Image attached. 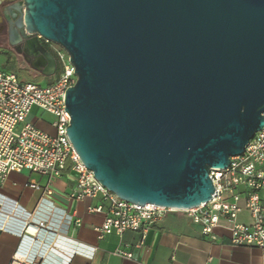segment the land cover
<instances>
[{"label": "water", "instance_id": "water-1", "mask_svg": "<svg viewBox=\"0 0 264 264\" xmlns=\"http://www.w3.org/2000/svg\"><path fill=\"white\" fill-rule=\"evenodd\" d=\"M10 44L54 77L61 45L78 75L67 134L121 199L197 207L264 129V0H19Z\"/></svg>", "mask_w": 264, "mask_h": 264}, {"label": "built area", "instance_id": "built-area-1", "mask_svg": "<svg viewBox=\"0 0 264 264\" xmlns=\"http://www.w3.org/2000/svg\"><path fill=\"white\" fill-rule=\"evenodd\" d=\"M57 60L56 79L46 86L23 82L14 72L0 68V185L11 172L31 171L35 174L58 178L68 161L77 176L71 197L76 200L99 199L89 211L104 215L101 226L96 228L99 239L112 234L122 236L127 231H140L142 242L149 230L170 215H184L198 225L204 237L213 238L216 228L227 222L231 241L235 246H247L261 251L264 264V129L256 133L241 155L231 157L226 169H211L214 185L212 199L197 207L178 209L145 204L141 206L121 199L102 185L87 168L70 141L67 128L71 117L65 111V93L78 80L69 53L59 44L41 39ZM34 109L54 116L50 123L53 132L38 127L30 117ZM29 186L40 190L37 178ZM48 194L50 190L46 189ZM246 210L251 223L239 222V215ZM72 217H68V223ZM80 225V221H76ZM4 224L0 222V230ZM44 229L43 226L39 230ZM24 242L29 234L20 233ZM122 256L133 258V253ZM10 264H42L30 259L25 247L18 249Z\"/></svg>", "mask_w": 264, "mask_h": 264}, {"label": "crops", "instance_id": "crops-1", "mask_svg": "<svg viewBox=\"0 0 264 264\" xmlns=\"http://www.w3.org/2000/svg\"><path fill=\"white\" fill-rule=\"evenodd\" d=\"M55 79L56 75L51 81ZM44 116L54 120L52 114L39 109H34L30 120L52 132ZM32 178H37L40 190L29 186ZM76 183L70 161L58 178L28 170L8 175L0 185V222L4 224L0 230V264H10L22 246L30 259H40L42 264H263L259 249L232 244L225 220L213 238L204 237L200 227L184 215L174 214L152 227L143 243L140 231L99 239L96 228L105 217L89 208L100 200L72 198ZM238 220L245 224L252 221L246 210ZM41 226L44 229L39 230ZM23 231L29 234L27 242L20 236ZM121 251L133 253V258L122 256Z\"/></svg>", "mask_w": 264, "mask_h": 264}, {"label": "flooded vegetation", "instance_id": "flooded-vegetation-1", "mask_svg": "<svg viewBox=\"0 0 264 264\" xmlns=\"http://www.w3.org/2000/svg\"><path fill=\"white\" fill-rule=\"evenodd\" d=\"M17 2H19V0H0V47L10 50L15 55L16 61L21 70L38 73L31 69L29 63L26 62L25 57L22 54H19L17 52V47L12 46L9 41L11 28L15 26L16 21L19 18V12L13 8V5ZM42 43L44 44L43 41Z\"/></svg>", "mask_w": 264, "mask_h": 264}, {"label": "rangeland", "instance_id": "rangeland-1", "mask_svg": "<svg viewBox=\"0 0 264 264\" xmlns=\"http://www.w3.org/2000/svg\"><path fill=\"white\" fill-rule=\"evenodd\" d=\"M0 68H3L7 72L17 73L23 82H32L42 86L48 85L50 82H52L51 80L53 78L45 77L38 73H31L29 71L21 70L18 66L15 55L10 50L4 49L2 47H0ZM43 119L49 122V126L50 123L53 122V119L47 116H44ZM51 131L53 132V129H51Z\"/></svg>", "mask_w": 264, "mask_h": 264}, {"label": "trees", "instance_id": "trees-1", "mask_svg": "<svg viewBox=\"0 0 264 264\" xmlns=\"http://www.w3.org/2000/svg\"><path fill=\"white\" fill-rule=\"evenodd\" d=\"M52 83V82H51Z\"/></svg>", "mask_w": 264, "mask_h": 264}]
</instances>
